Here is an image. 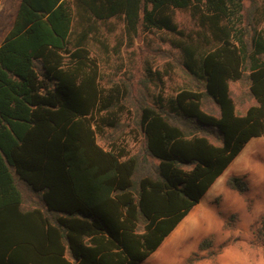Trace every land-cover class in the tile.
<instances>
[{
    "label": "trees",
    "instance_id": "trees-1",
    "mask_svg": "<svg viewBox=\"0 0 264 264\" xmlns=\"http://www.w3.org/2000/svg\"><path fill=\"white\" fill-rule=\"evenodd\" d=\"M11 5L0 43V264L143 263L264 136V0ZM111 21L128 39L158 34L177 51L188 86L163 96L167 73L151 69L137 95L127 82L102 85L89 44L105 46ZM151 82L157 94L147 93ZM235 85L245 89L239 96ZM226 184L248 189L233 176ZM252 244L264 256V218ZM212 245L205 238L197 250Z\"/></svg>",
    "mask_w": 264,
    "mask_h": 264
},
{
    "label": "rangeland",
    "instance_id": "rangeland-1",
    "mask_svg": "<svg viewBox=\"0 0 264 264\" xmlns=\"http://www.w3.org/2000/svg\"><path fill=\"white\" fill-rule=\"evenodd\" d=\"M249 5V0H245ZM14 10L11 3L0 6V26L10 23ZM176 21L185 30L192 27L186 13L177 12ZM264 31V24L259 26ZM2 36H0V39ZM105 46L90 42L92 56L100 67L102 85L123 81L133 86L135 95L141 89L147 69L163 77V96H172L179 88L188 86L182 72L179 55L155 33L138 34L128 39L119 22L111 21L103 31ZM159 83L148 84L147 93L157 94ZM244 88L233 86V94L239 96ZM245 103L240 110H245ZM103 145V141L98 139ZM131 152L136 145L129 143ZM243 180L248 189L239 194L231 190L226 181L229 177ZM231 215L237 221L229 230L223 228ZM260 218H264V136L252 139L226 171L216 180L200 202L179 223L160 248L141 264H188L193 254L200 258L193 264H264L260 247L252 244V230ZM211 238L213 245L208 251L198 252V244Z\"/></svg>",
    "mask_w": 264,
    "mask_h": 264
},
{
    "label": "crops",
    "instance_id": "crops-1",
    "mask_svg": "<svg viewBox=\"0 0 264 264\" xmlns=\"http://www.w3.org/2000/svg\"><path fill=\"white\" fill-rule=\"evenodd\" d=\"M11 1L12 0H1V2H0V6L2 5V3H4V2H9V3H11ZM13 16L11 17V20H10V23L7 25V26H4L3 28H2V26H0V36H2V38L0 39V43H1V41L3 40V38L5 37V35L8 33V31H9V29L11 28V25H12V22H13ZM213 186V185H212ZM211 186V187H212ZM210 190V189H209ZM208 190V191H209ZM207 191V192H208ZM206 192V193H207ZM205 193V194H206ZM205 194L203 195V197L205 196ZM202 197V198H203Z\"/></svg>",
    "mask_w": 264,
    "mask_h": 264
}]
</instances>
